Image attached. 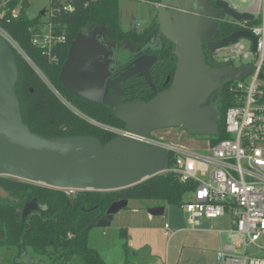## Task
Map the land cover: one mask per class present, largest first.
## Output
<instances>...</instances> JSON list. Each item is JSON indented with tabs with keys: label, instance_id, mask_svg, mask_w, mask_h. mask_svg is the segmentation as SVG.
I'll return each mask as SVG.
<instances>
[{
	"label": "water",
	"instance_id": "95a60500",
	"mask_svg": "<svg viewBox=\"0 0 264 264\" xmlns=\"http://www.w3.org/2000/svg\"><path fill=\"white\" fill-rule=\"evenodd\" d=\"M198 6L201 9H196ZM169 9V10H168ZM213 9H219L212 13ZM212 18L225 14L238 21L252 20L250 13H239L224 0L211 5L205 0H159L156 23L159 33L169 41L176 58L170 85L159 92L154 87L150 69L155 54L142 53L126 65L121 74L111 79L112 49L106 48L103 28L77 32L71 41L59 79L66 91L110 111L124 124L127 135H116L101 143L95 135L44 137L32 132L22 120L15 86L18 69L12 47L0 36V174L52 188L70 190L111 191L135 185L164 172L168 152L159 146L142 141L152 131L179 127L189 135L214 136L217 133V108L206 105L209 97L223 87L222 79H240L249 67H214L213 52L248 37L255 48V37L247 31L233 30L213 42L218 23ZM44 14V10L40 11ZM208 41L209 61L203 53L202 42ZM146 60V62H145ZM117 62H120L119 59ZM144 62V63H143ZM142 76L154 96L149 100L125 98L120 82ZM169 81V77L166 82ZM111 90L108 93V90ZM0 199L17 201L0 186ZM127 199L113 201L104 217L93 226L110 224L113 214L126 207ZM38 209L35 198L16 209L21 219H29ZM163 206L148 208L152 215L161 214Z\"/></svg>",
	"mask_w": 264,
	"mask_h": 264
},
{
	"label": "trees",
	"instance_id": "16d2710c",
	"mask_svg": "<svg viewBox=\"0 0 264 264\" xmlns=\"http://www.w3.org/2000/svg\"><path fill=\"white\" fill-rule=\"evenodd\" d=\"M76 10L72 13L55 17L58 22L56 31L64 33L66 42L52 49L57 60L41 49L33 46L31 37L40 22V12L30 17L27 3L14 18L3 19L2 25L18 42L30 60L38 67L43 76L54 86L69 103L79 112L77 115L68 108L45 84L43 79L14 51L18 69L16 94L20 104L22 120L28 128L44 137L95 135L105 143L115 135L94 125L87 119L124 128V124L115 118L108 109L70 95L63 87L59 73L67 57L68 48L78 31L83 29L103 28L104 40L110 44L122 43L140 47L157 27L153 20L147 29L140 32L124 30L120 26L118 0H74ZM158 3L159 0H147ZM18 0L11 2L14 6ZM32 27H35L32 30ZM236 26L221 22V34L228 35ZM152 31V32H151ZM172 45L167 43L158 53V63L150 72L157 90L163 89L166 74H173L176 58L171 53ZM161 69V70H160ZM159 71L161 72L158 75ZM227 84L222 89V98L217 106V133L208 136L215 143L228 135L224 129L227 108L236 103L234 95L227 91ZM137 99L152 98L145 83L140 86ZM169 162L164 172L151 176L135 185L111 191L75 190L73 200L67 190L52 188L20 180L10 176H0V186L17 201L0 199V264H32L33 256L38 255L35 264H110L101 254L91 247L87 231L98 219L104 217L109 205L120 199L157 200L170 205L181 206L188 195L194 191L196 182L180 181L172 171L173 155L168 152ZM35 198L38 209L31 213L29 219H21L16 213L26 202ZM126 230L120 229L119 235L126 238ZM125 252L128 244H122ZM30 260L23 262L22 257ZM20 258V259H19ZM123 264H133L125 261Z\"/></svg>",
	"mask_w": 264,
	"mask_h": 264
},
{
	"label": "built area",
	"instance_id": "2783aa9c",
	"mask_svg": "<svg viewBox=\"0 0 264 264\" xmlns=\"http://www.w3.org/2000/svg\"><path fill=\"white\" fill-rule=\"evenodd\" d=\"M12 1L0 0V36L13 51L30 62L25 51L2 25L3 19L16 17L23 7V0H18L14 6H11ZM224 1L228 4L230 0ZM236 1L245 4L249 0ZM25 2L27 14L35 17L37 14L32 16L28 13L29 0ZM228 6L239 13H250L253 18L238 21L225 14L228 19L224 17V22L235 25V31H247L255 37L254 49L250 38L239 37L213 52L216 58V51H224L219 57L222 63L233 66L235 61H239L241 64L236 68H251L246 76L227 82V91L234 95L236 101L225 112L224 129L228 136L215 143L208 139L202 146L203 151L151 134L140 139L172 153L171 170L176 172L180 181L196 182L194 191L181 205L191 229L204 219L227 217L226 229L217 230L219 236L225 232L227 238L218 250L221 264H264V255L248 251L251 246L264 251V246L257 243L259 236L264 234V19L261 23L254 21V15L264 8V0H251L240 10L234 4ZM41 10L44 14L35 26L37 30L33 32L31 43L49 55L51 60H57L52 49L63 45L66 36L56 31L59 24L55 17L74 12L76 4L74 0H49L48 8ZM243 39L249 44L242 42ZM44 82L68 108L79 114L75 108L69 107L67 100L46 78ZM103 128L115 136L129 134L124 128ZM66 192L70 193V190ZM164 228L169 226L165 224Z\"/></svg>",
	"mask_w": 264,
	"mask_h": 264
},
{
	"label": "rangeland",
	"instance_id": "374dc122",
	"mask_svg": "<svg viewBox=\"0 0 264 264\" xmlns=\"http://www.w3.org/2000/svg\"><path fill=\"white\" fill-rule=\"evenodd\" d=\"M250 2L251 0L242 4L236 0H230L228 4H234L240 10L247 7ZM29 3L28 13L33 16L38 14L42 8L47 9L49 0H29ZM156 5V3H149L147 0H118L121 28L142 31L151 20H154ZM263 12L264 8L259 14L254 15L255 22H263ZM225 19H228L226 15ZM242 42L249 44L246 39H243ZM223 53V50L216 51L215 59L218 60ZM126 56V53L122 54L123 61ZM26 62L45 81L38 67L31 60ZM240 64L241 62L235 61L233 66ZM45 84L50 89L46 82ZM56 91L61 94L57 89ZM63 98L66 100L64 96ZM67 102L69 103V101ZM69 107L74 110L71 104ZM87 121L100 128L109 126L91 119H87ZM151 135L166 141L191 146L198 151H203L202 146L208 141L207 136L189 135L179 127L154 130ZM155 206H163V212L155 215L150 214L148 208ZM226 222V216L204 219L196 229H191L181 206L153 199H130L126 207L113 214L110 224L91 226L87 231V239L89 245L110 264H123L125 261H130L133 264H221L218 250L221 243L226 242L227 238L225 232H221L219 236L217 230L226 229ZM165 224L169 226L168 229L164 228ZM121 228L126 230V238L119 235ZM125 241L128 244L127 252L122 247ZM257 243L264 246V234L259 236ZM248 251L264 255V251L254 246L249 247ZM133 252H136L137 255H132ZM33 257V260H30L27 256H23L22 260L23 262L30 260L32 264H35L36 259L42 258L38 255Z\"/></svg>",
	"mask_w": 264,
	"mask_h": 264
},
{
	"label": "flooded vegetation",
	"instance_id": "af4514ba",
	"mask_svg": "<svg viewBox=\"0 0 264 264\" xmlns=\"http://www.w3.org/2000/svg\"><path fill=\"white\" fill-rule=\"evenodd\" d=\"M205 1L208 2L209 4L213 5V6L215 5V0H205ZM195 8L196 9H201L198 6H196ZM213 10L214 11L212 13H215V12L219 11V9H213ZM197 14L202 16V17H204V18L215 20L218 23V33H217L216 37H213V42L225 37V36H223L221 34V30H220L221 22H224L225 15H223V16H221L219 18H212V17H209V16H207L205 14H201L200 12L197 13ZM152 21L153 20H151L149 25L146 28H144V29H147L150 26ZM154 21L156 23V16L154 18ZM93 29H91V28L84 29V31L87 33V32H91ZM158 30L159 29H158V24H157V27L153 30V33L149 34V37L147 38V40L140 47H134L132 45L125 44V43H122L120 45H114V44H110V43L106 42V40L102 41V44L106 48L112 49V54L110 55V58L112 57L113 59L114 58L116 59V62L113 63V64H110V66H109L110 70L112 72V74L110 76L111 79H113V78L117 77L119 74H121L122 71L124 70L123 68L126 65H128L129 63H131L138 55H141L142 53H145V54H148V55H150V54H155L156 55V60H155L154 64L152 65V67L150 69V72L152 71V69H154V67L158 63V53H159L160 49H162L167 43H170L169 41H167L159 33ZM207 43H208V41H203L202 42V48H203V53H204V56L206 58V61H209V56H208V51H207ZM124 53H126L127 56H126L125 60L123 61L122 54H124ZM118 59H119L120 62H117ZM211 61H212V65L214 67H218V66L233 67L232 65H228V64L220 62L219 59L216 60L213 54H212V57H211ZM145 62H146V60H145ZM175 64H176V62H175ZM160 73L161 72L159 71L158 75ZM172 76H173V74L172 75L171 74H166L165 80H164V84H163V86H164L163 89L157 90L156 87L154 86L155 89H156V92H159V91H162V90L166 89L170 85ZM168 77H169V81L167 83H165ZM160 78H161V74H160ZM229 80H231V79L228 78V77H225V78L222 79L223 87H224V85H226V83ZM143 83L146 84V82L144 81V78L142 76H137V75H133V76L129 77L128 79H126L124 81H121L120 82V87L124 91H123V94L120 96V100H123L125 98H131V97H133L134 99H137L136 96H138V92L140 91V86H142ZM223 87H222V89H223ZM222 89L212 93V95L209 97L208 101L206 102V105H209V106H212L214 108H217V106L220 103V100L222 98ZM110 91L111 90L109 89L108 93ZM149 91H150L151 96L153 97L154 93L152 92L150 87H149ZM106 107L108 108V110H110V108H111V106H106Z\"/></svg>",
	"mask_w": 264,
	"mask_h": 264
},
{
	"label": "crops",
	"instance_id": "0c3cea01",
	"mask_svg": "<svg viewBox=\"0 0 264 264\" xmlns=\"http://www.w3.org/2000/svg\"><path fill=\"white\" fill-rule=\"evenodd\" d=\"M132 255H137V253L136 252H133ZM141 264H143V263H141ZM146 264H154V263H146Z\"/></svg>",
	"mask_w": 264,
	"mask_h": 264
}]
</instances>
